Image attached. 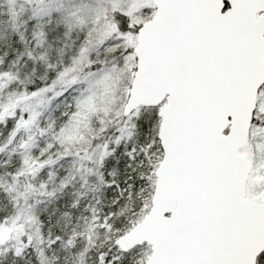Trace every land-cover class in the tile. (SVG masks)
<instances>
[{
	"label": "snow or ice",
	"instance_id": "obj_1",
	"mask_svg": "<svg viewBox=\"0 0 264 264\" xmlns=\"http://www.w3.org/2000/svg\"><path fill=\"white\" fill-rule=\"evenodd\" d=\"M0 264H264V0H0Z\"/></svg>",
	"mask_w": 264,
	"mask_h": 264
}]
</instances>
